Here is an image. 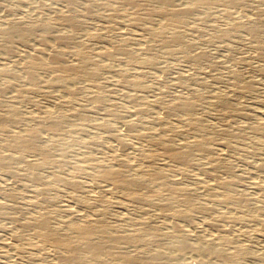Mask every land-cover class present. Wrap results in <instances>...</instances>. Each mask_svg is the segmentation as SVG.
Segmentation results:
<instances>
[{"label":"rangeland","instance_id":"374dc122","mask_svg":"<svg viewBox=\"0 0 264 264\" xmlns=\"http://www.w3.org/2000/svg\"><path fill=\"white\" fill-rule=\"evenodd\" d=\"M89 1L91 0H77L79 6ZM149 1L137 0L138 3L142 4L147 2L144 6L139 7V10L138 7L122 6L118 12V17L112 20L108 18L110 13L108 6L94 7L93 15L83 16L81 14L78 15L70 5L59 0H0V23H3V21L26 23L41 18H49L51 22L55 25L57 24L53 28V34L67 30L66 26L59 25L58 15L63 13L73 17L76 15V44L86 45L87 51L95 55L100 52L111 53L112 56L108 58L103 55L102 60H104L102 62L104 64H116L114 69L108 67L105 70L103 69L102 73L96 77V80L92 81L93 83H99L105 95H107L106 102L100 109L87 103L93 94L92 88H87L84 92L82 91L83 93L76 94L73 103H61L62 105L60 106L59 96L68 92L71 86L75 84L84 85L87 82L84 76L80 74L73 75L71 77L72 81L68 82L69 84L65 83L60 86H52L50 84L49 86L50 82L48 79L51 75L40 72L44 75L41 74V82L39 81L34 90H30L24 80L20 81L18 79L11 82V87L7 88L6 92L3 93L4 97L0 92V100H5V103L0 105V112L3 110L1 106L15 103L18 105V114L21 118L23 116V119H26L28 116L33 115L35 117L37 115L38 119L35 117L34 122L32 120L23 122L25 125L43 131L44 133L41 132L42 135L46 133L45 136L43 135L44 137L48 134L47 129L50 119H46L48 117L46 112H49L54 117L59 116L60 118L57 117L56 119L67 125L63 124V126L65 125V131L70 132L72 128V132L78 131L80 133L79 137H84L83 139L87 141H85V147H78L77 153L69 156V163L64 166L66 173L75 175V178L83 181L84 185L80 190V194H82L81 202L72 201L71 195L73 191L64 185L57 186L56 191L37 195L38 193L35 192L37 187L35 188V186L39 187L40 185H36L34 180H29L30 177L27 175H22L23 170L18 168L19 166L17 167L16 164L10 162L0 164V264H64L48 248L41 247L42 241L36 236L37 234H34L32 229L24 226L32 218L38 217V209L40 211L42 206L49 207L50 213L48 214L57 218L63 216L62 211L66 210L64 208H73L72 214L68 215L73 224L84 223L85 221L94 223V218L101 216L108 224L113 226L116 232L124 233L142 229L144 236L141 241L136 246L120 248L114 254L117 258L122 256L124 252L129 254L137 253V255L147 254L148 251L157 245H162L166 248L169 247L166 249V253L159 256L158 263L200 264V258H203L202 254L197 255V253H193L190 250L180 253L176 251L177 244L183 239V242H185L186 239L188 243L196 245L195 247L202 253L203 250L201 249L205 250L208 247H215L217 245L216 237L223 236L226 233L227 237L232 241L230 246L228 245L226 248L233 250L238 247L244 252L239 262L240 264H264V195L262 193L264 191V187H262L264 185V0H239V4L236 7H233L231 11L228 10V16L226 15L228 18H225L223 12H221L223 10L221 3L210 9L211 17L208 18L209 20L202 18L203 10L195 9L192 14L186 15L187 17L184 16L183 26H180L181 29L179 28L181 36L183 34V39L181 38L182 40L178 45L174 44L170 47L174 51L172 53H169V48L164 44L169 39L171 29H167L166 33H154L151 35L154 32L152 30L159 29L158 18L152 10L160 5H152L153 3H149ZM183 3L185 6L190 5L188 0H178L175 1L176 8L182 7ZM148 16H153L152 20H148V22L152 21V23L145 22L142 25L134 21L135 17L145 18ZM249 26L261 27L259 38L249 34ZM90 30H97L96 32L99 33V36L91 37L89 35ZM225 34L227 35L225 36ZM255 38L258 39L256 40ZM1 39L0 37V48L4 43L3 39ZM8 39L9 41H15L13 45L14 51L12 54L7 55L4 52L2 53L3 47L0 49L1 69L4 66L16 67L22 53L25 55V53L32 52L37 48L38 37H35V35L28 38L27 45L18 42L15 38ZM50 42L48 43V50H53V47H51L53 43ZM76 44H73L72 47L75 48ZM258 44L260 45L259 47ZM73 57V54L68 53L66 61H74ZM14 64L15 66H13ZM56 68H53L52 72L58 69ZM124 79H129L130 81L128 80L129 82H127ZM3 81L5 82L6 80L0 79V86L4 83ZM132 81L138 85L130 84ZM248 83L251 85L247 91L244 86ZM67 88L69 89L67 90ZM26 90L28 91L26 92ZM132 94L135 97L134 101H129L128 97L132 96ZM55 97L58 98L56 99ZM186 100L194 102L192 111L186 112V114L183 112L184 115L179 113L181 116L179 114L175 116L168 111L173 104ZM82 103L87 106L85 107L83 104V107ZM144 107L151 109L148 111L149 113L145 112L147 108ZM83 108H87L88 111L86 109L83 110ZM143 109L144 111L142 112ZM53 110L55 113L52 112ZM56 111L58 112L57 114ZM113 113L121 116V121L116 123L117 125L115 124L111 130L98 132L96 129L94 132V128L88 125L94 120H111ZM167 120L170 122H167ZM161 122L164 123L162 124ZM69 124L70 126L72 124L77 126L76 128L75 126L69 127ZM114 137H117V140ZM9 138L8 134L0 133L1 142L2 140H9ZM86 138L93 142L90 141L88 143L89 141ZM98 140L103 142L100 141L101 143H98ZM156 141L160 143H156ZM1 142L0 154L1 152L6 154L7 148ZM42 143L44 144L43 141ZM117 143L120 145L118 146ZM186 143L188 145L190 143V145L187 146ZM172 144L179 148L180 151L184 150L190 153L191 164L180 165L177 160L167 155L166 157L163 154L166 149L165 146L167 148L175 147L171 146ZM197 144H202L206 148L207 146L210 147L207 148V152L201 154L203 155L201 158H199L200 154L198 156L199 146ZM161 151L162 153H159ZM85 154H91L94 157L93 161L90 162L91 165H88L89 174L92 175H86L82 172H70L72 171L70 167L72 168L73 164L82 160ZM149 155L155 156V158ZM157 157L161 158L158 159ZM37 158L36 154H29L28 156L26 155L24 160L34 164ZM109 159H114V163L121 160L130 163L131 166L128 169V173L133 174V170H135L136 174L141 172L137 175L134 173V175L142 180L148 179L147 177L152 173L151 168L158 169L165 161L168 164L171 162L170 165L174 170L179 165L176 172H170L173 176L168 173L165 178L161 179V184L170 183L173 186L175 185L174 187L176 188L179 186L185 190L186 196L190 199L191 204L187 205V207L179 206L180 209L187 211L191 218V222L182 219L177 220L179 228L184 231L181 232L182 238L179 237L178 232L171 225V220L175 218L170 213L175 204L171 203L169 205L170 203H167L164 206L166 209L163 207L164 210L163 208L161 210L154 209L141 202H136L135 205L134 201H129L126 198L127 192L124 190L125 188L119 187L120 189L117 188L116 192L113 193L114 190L110 192L111 185L106 181L100 180L101 178L97 176L98 165L100 163V166L110 165L111 161ZM164 159L165 161L163 162ZM113 161L111 162L112 164ZM175 164L176 166H174ZM182 166L183 170H180ZM16 167L19 174L17 178H14L15 176H13L14 173L12 172L17 170ZM55 171L54 168L45 166L39 172L44 175L43 177H46L45 179L52 180L56 175ZM202 171L204 172L202 173ZM145 175L146 177H144ZM174 182L176 183L174 184ZM255 182L258 183L257 186ZM109 186L110 188H108ZM162 188H158V196L161 193H163L162 195L165 194ZM229 192L241 193L248 198L244 199L245 203L215 204L212 210L198 213L200 207L209 205L213 201L216 202L219 196H224L225 193ZM106 196L109 197V200ZM163 197L159 198L164 199ZM97 198H102L104 202H106V199L108 201L111 198H113L112 200L116 199L113 201L115 203L112 202L110 205L108 202L103 204L106 208L103 205L94 206L90 218L88 220H80L76 215L83 211V204L95 202V200L100 202ZM13 203L15 205H12ZM137 203L141 204L139 205L140 207ZM98 207L101 209L99 208L97 213L96 209ZM102 207L104 210H102ZM167 209H170V211ZM254 210L257 213L254 214ZM99 211H102L103 214ZM161 211H166V213ZM94 212L97 213V216ZM243 214L257 215L255 219H248V221L242 222L239 218ZM258 215L260 216L258 217ZM125 217L131 219L127 221L128 219H125ZM114 218L116 221H114ZM67 227L68 225L60 224L55 229L60 232H66ZM224 230H228V233ZM220 232L223 233L220 234ZM183 235H185L184 238ZM106 236L108 234L103 235V237ZM59 254H62V252ZM103 264H107V262L104 261Z\"/></svg>","mask_w":264,"mask_h":264},{"label":"bare ground","instance_id":"6f19581e","mask_svg":"<svg viewBox=\"0 0 264 264\" xmlns=\"http://www.w3.org/2000/svg\"><path fill=\"white\" fill-rule=\"evenodd\" d=\"M59 1L67 3L68 5H70V7H72L75 10L76 13H78V15L81 14L83 16L93 15L94 7L108 6V8L110 10L108 18L112 19V20H115L114 18L118 17L117 16L118 12L122 6L138 7V10H139V7H142V6H144L145 3H147V2H145L144 4L138 3L137 0H103L104 2L102 0H91L89 2L81 4L79 6L77 0H59ZM175 1H178V0H150L149 1V3H153L152 5H155V4L160 5L158 7H155L154 10H152L153 13L156 14V17L158 18L157 21L159 24V26H158L159 29H156L158 31L152 30L154 32H152L151 35H153L154 33L155 34L166 33L167 29H169V30L171 29L170 36L169 35H168L169 37L167 36L169 39L167 38L168 40L166 41V43H164L165 46L167 48H169V53L174 52L172 50V48L170 49V47L174 44L178 45L181 42V40L183 39L182 38L183 34L181 36L180 26H183L182 24L185 21L183 19L184 16H186L190 13L192 14V12L195 9H199L200 11L203 10V17L202 18H204L206 20V19L211 17L210 13H209L210 9L212 7H214L215 5L221 3L220 5L223 7L222 8L223 10H221V12H223L225 18H228V17H226V15L229 13V11H231V9L233 7H236L239 4V0H188V1H190V5L185 6V4L183 3L184 7L182 6L180 8H176ZM149 5H151V4H149ZM58 16H59L58 20L60 21V22L58 21L59 25L66 26L67 30L66 31H60V32L58 31L59 33H57V34L56 33L53 34V32H54L53 28L57 24L55 25L53 22H51V20L49 18H41V19H38L35 21L26 22V23H19V22L13 23V22H5V21H3V23H0V37L3 39V42H4L2 44L3 48L1 47L2 53L4 52L7 55L13 53V51H14L13 45L15 44V41H9L8 38H11V39L15 38V40L17 39L18 42H20L24 45H27L26 42H28L29 37H31V36L33 37L34 35H35V37L36 36L38 37L37 48L34 49L32 52L25 53V55L22 53L20 59H18L17 64L15 63L16 67H8V66L5 67L4 66L2 69L0 68V79L6 80L5 82L3 81L4 83L1 84L0 92L3 95V93L6 92L7 88L11 87L10 86L11 82L16 81L18 79L20 81L24 80L25 84L29 87V89L34 90L36 85H38L39 81L41 80L42 75H44L40 72H44L46 74L49 73V75H51V76H49L50 78L48 79V81L50 82L49 86H50V84L52 86H56V85L60 86V85H63L65 83L69 84L68 82L72 79L71 77L73 75H79L80 74V75L84 76V78L86 79L85 81H87L88 83L86 82L84 85H82V84L76 85L75 84V85L71 86V88L68 92H65L63 95L59 96L60 97V102H59L60 106L62 105L61 103H65V104L73 103V100H75L74 97L76 96V94L81 93L82 91L84 92V90L87 88H90V89L92 88L93 94L90 91L92 96H91L90 100L88 99L89 102H87V103H90L94 107L100 109L105 104V102H106L105 99H106L107 95H105V92L103 91V89L101 88L99 83H93L92 81L96 80V77H98L102 73L103 69L105 70L106 67L111 68V69L115 68L114 66H116V64H104L102 62L104 60V59L102 60L103 55L108 58V57H111L112 54L108 53V52H100L97 55H95V54H92L89 51H87V49L85 47L86 45L83 46L84 44L82 45L81 43H77L78 44L77 45L76 44V38H75V28L77 27V21L75 18L76 15L73 17L67 13H63V14H60ZM152 19H153V16L152 17L148 16L145 18L135 17L134 21L143 25L145 22L147 23L148 20H152ZM204 19H203V21H204ZM236 19H238V18H236ZM199 21H202V20H199ZM239 21H241V20L239 19ZM234 22H236V21H234ZM148 23H152V21H149ZM238 23H240V22H238ZM146 25H149V24H146ZM240 25H242V24H240ZM243 25H244V23H243ZM263 27H264V25H263ZM147 28H149V27H147ZM260 28L254 27V26L250 27L248 29L249 34L254 36V37H258L261 33ZM96 31L90 30L89 35L91 37H98L99 33H97ZM224 32H226V31L224 30ZM221 33H223V32H221ZM226 35L227 34H225V36ZM221 38H223V37H221ZM164 40H165V38H164ZM49 41H51L53 43V46H51V47H53V50H48ZM259 41H258V43H259ZM73 44H76L75 48L72 47ZM259 44H258V47L260 46ZM123 45H125V44H123ZM165 46H163V47H165ZM68 53L73 54V56H74L73 60L74 61H71V62L66 61ZM15 64L13 66H15ZM55 67H57L58 69L56 68L57 70L55 72H52V70H54L53 68H55ZM119 75H121V74H119ZM128 80H125V81L129 82L130 80L129 81ZM70 84H72V83H70ZM130 84L136 85V83L133 81H132V83L130 82ZM250 85H251L250 83L246 84L244 86V89L248 91L250 88ZM142 87H143V84H142ZM141 88H139V89H141ZM68 89L69 88H67V90ZM90 89H88V90H90ZM149 89H150V87H149ZM104 90H106V89H104ZM27 91L28 90H26V92ZM132 96H133V94H132ZM132 96L128 97L129 101H132V100L134 101L135 97L134 96L132 97ZM3 97H4V95H3ZM260 99H262V98H260ZM154 100H156V99H154ZM4 101L0 100V105L1 104L3 105L5 103ZM56 101H59V100H56ZM131 103H133V102H131ZM83 104L84 103H82V106H83ZM84 106H85V104H84ZM1 107L3 108V110H2V112H0V133L1 132L6 133L10 136V138L7 141H4V140H2V142L0 141L2 143V145L7 148L6 154H4V152L3 153L1 152V154H3V155L0 154V164L3 162H10L12 164H16L17 167L19 166L18 168H21L23 170L22 175H27L28 177H30L29 180L30 179L34 180L36 182V185H40L39 187L35 186V188L37 187L35 190V192L38 193L37 195H41V194L43 195L47 192L56 191L57 186L64 185V186H68V188L72 189V191H73V193L71 195L72 201H74V202L80 201L81 202L82 194H80V192H81L80 190L84 185L83 181L75 178V175H71V174L69 175L68 173H66L64 170V166H65V164L69 163V156L72 154L75 155L77 153L78 147H81V146L85 147L84 145L87 141L85 139H83L84 137L83 138L79 137L80 133L78 131L72 132V128H71L70 132L65 131L64 126L66 124L63 123V124H65L63 126V124L58 119H56L59 116L54 117L49 112H46L48 115V117L46 119L47 120L50 119V122L47 121L49 123V125L47 124L48 125V129H47L48 134L46 137H44L46 135V133H45V135L43 134L44 135L43 136L41 133L43 131H40L39 129H37L35 127L25 125V123L23 122V121H31V120H32V122H34L33 120H35L34 118L37 115L35 117L33 115L28 116L26 119H23V116L21 118L20 115L18 114L19 108H18L17 104L10 103V104H5L4 106H1ZM144 108H147V109H145V112H148L149 110H151L148 107H144ZM192 108L194 109V102H191V100H190V102L186 100L183 102L181 101V103H178V104H173L169 108L168 111L170 113H173L175 116H177L179 113L181 114V113L185 112V114H186V112L192 111L193 110ZM84 109L87 110V108H83V110ZM57 111H56V114L58 113ZM143 111H144V109L142 110V112ZM52 112L55 113L54 110ZM145 115H147V113H145ZM183 115H184V113H183ZM77 118H78V116H77ZM80 118H81V116H80ZM80 118H78V119H80ZM111 118H112L111 120H108V119L107 120L101 119L100 121L94 120V121H91V123L88 125H90V127L92 126L94 128L93 131L96 129L98 130V132H101V130H106V131L111 130L116 123H119V121H121V116L113 113ZM36 119H38V118L36 117ZM175 119H176V117H175ZM83 120H85V119L83 118ZM90 120H92V119H90ZM159 122H157V123H159ZM167 122H170V121L167 120ZM165 123H166V121H165ZM27 124H28V122H27ZM74 126H73V124H72V126H70V124H69V127H74ZM76 126H75V128H76ZM164 127H167V126H164ZM86 128H88V127H86ZM74 131H76V130H74ZM113 132H114V130H113ZM76 133H78V134H76ZM109 133H111V132H109ZM84 134H85V131H84ZM114 138H116V140H117V137H114ZM161 140H163V139H161ZM42 141L44 142V144L42 143ZM88 141H89L88 143H90V141L93 142L92 140H88ZM100 141L101 140H98V143L103 142V141H101V142ZM111 141H113V140H111ZM95 142L97 143L96 140H95ZM158 142L156 141V143H158ZM160 142H161V144H163L162 141H160ZM113 143H115V142H113ZM179 143H181V142H179ZM179 143H178V145H179ZM203 143H205V142H203ZM202 144H199V145L197 144L199 146L198 156H199V154L200 155L202 153L204 154L205 152L208 151L207 148H210L208 146L206 148L204 145L202 146ZM119 145L120 144H118V146ZM189 145H190V143H189ZM189 145L187 144V146H189ZM193 145L195 146V144H193ZM171 146H175V145L172 144ZM165 148L166 149L164 150L163 154H165V156L167 155L168 157H171V158L177 160L180 165H187L191 162L190 153H188L184 150L180 151L179 148H177L176 146L175 147H169V148H167L165 146ZM190 148H191V146H190ZM151 150H153V149H151ZM137 152H139V151H137ZM159 153H162V151ZM29 154H31V155L36 154L37 155L38 158H37V161L34 162V164H31L29 161L24 160L26 155L28 156ZM202 156L203 155L199 156V158H201ZM152 157L155 158V156H152ZM160 158H158V159H160ZM92 159H94V157H92L91 154H85L83 156L82 160L73 164L74 166L72 165V168L70 167V170L72 169V171H70V172H73V173L82 172L86 175H92V174H89V169H88V167H89L88 165H91L90 162L93 161ZM165 159H167V158H165ZM165 159L163 160V162L165 161ZM113 160L109 159V161H111V162ZM194 160H195V158H194ZM194 160H192V161L194 162ZM111 162H110V165L108 164L105 166H100L101 163L99 165L97 164L99 167H98V173L96 172L97 176L101 178L100 180L106 181L111 185L110 192L112 190H114L113 193L116 192V189L119 187L125 188L124 190H126V192H127L126 198L129 201H132V202L134 201L135 205H136V202H141V203H144L146 206L154 208V209H160L161 210L164 206L167 205V203L168 204L170 203L169 205H171V203H173V205L175 204L173 207V210L171 212L172 214L170 213V215H172L173 218H175V219L171 220V223H172L171 225H172L173 229L178 232L179 237L182 238L181 232H184V231H182L181 228H179L180 226H178L177 220L182 219V220H187V221L191 222V218H190L189 214L187 213V211H184V209H180L179 206L187 207V205L191 204L190 199L188 196H186L185 190L181 189L179 186H178V188H176V187H174L175 185L173 186L172 184L169 183V181H167L169 184H163V183L161 184V179L165 178L166 175H168V173H170L171 171H173V173H174V171L176 172V169L179 165L174 170L172 168V166L170 165L171 162L168 164L167 161H165L164 164L160 165L158 169L151 168L150 170L152 171V173L147 177L148 179L146 178L147 180H145V179L142 180V179H140L134 175L135 170H133L134 171L133 174L128 173V169L131 166L130 163L125 162L124 160H121L118 162L116 161L115 163L113 161V164ZM45 166H48L50 168H54V170H56L55 171L56 172L55 177L54 178L51 177V178H53L52 180L51 179L47 180V179H45L46 177H43L44 175L40 174V172H39L40 169L45 167ZM174 166H176V164ZM18 168H17V170L12 172V173H14V175H13V176H15L14 178L18 177L17 176L19 174ZM181 169L183 170V166H182V168H180V170ZM143 170H144V168H143ZM137 171H138V169H137ZM204 171H202V173ZM9 172H11V171H9ZM206 172H208V171H206ZM138 173H141V172H138ZM213 173H214V171H213ZM199 174H200V172H199ZM140 176H142V175H140ZM144 177H146V175ZM90 178H92V177H90ZM164 182L166 183V181H164ZM212 182H214V181H212ZM256 182H255V184L257 186L258 183H256ZM95 183L97 184V182H95ZM175 183L176 182H174V184ZM99 186L101 187V185H99ZM209 186H210V183H209ZM161 187H163L162 189H164L163 191L166 195L165 194L162 195L163 193H161L158 196L157 195L158 188L161 189ZM213 187H212V189H214ZM222 187L224 188V186H222ZM262 187H264V185ZM108 188H110V186ZM108 188H106V189H108ZM204 188H205V186H204ZM217 188H218V186H217ZM218 189H220V188H218ZM58 190H60V189H58ZM100 191H102V190H100ZM223 191H225V190H223ZM228 191H229V189H228ZM108 192H109V190H108ZM179 193H180V195H179ZM213 193H215V192H213ZM262 193L264 195V191ZM209 194H211V193H209ZM220 194H222V193H220ZM111 196H112V194H111ZM161 196H164L163 197L164 199H162V198L160 199L159 197H161ZM260 196H262V195H260ZM214 197H216V196H214ZM245 198H248V197L242 195L241 193H239V194L238 193H231V192L225 193L224 196H221V197L219 196L218 199H216L217 200L216 202L213 201L209 205L208 204L204 205L203 207L199 208V211L198 210L197 211H198V213L199 212L201 213V211L203 212L206 210H212L214 208L215 204L245 203V201H244ZM107 199L109 200V197H107ZM107 199H106V202H104L102 200V198H100V199H98V200H100V202H96V200H95V202L85 203L86 205L83 204L84 205L83 211H81L80 214L78 213V215H76L78 212L77 211V212H75L76 213L75 215L78 218H80V220H88L91 216V212L93 213L92 210H93L94 206H96V205L101 206L105 203L107 204V202L110 205V203H112L116 198H114V200H112L113 198H111L110 201H108ZM164 200H165V202H163ZM119 201H121V200H119ZM113 203H115V202H113ZM12 205H15V203H13ZM139 205H141V204L139 203L138 206ZM69 206H67V207H69ZM103 207H104V205H103ZM103 207H102V210H104V208H106V206L104 208ZM41 208L42 209L40 211L38 209V213H37V214H39L38 217L32 218L27 223L24 222V223H26V225L24 224V226L26 228L32 229L34 231V234L35 233L37 234L36 236H38L42 241L41 247L48 248V250H50L52 253H54L59 258V260L62 261V263H64V264H103L104 261L107 262V264H160L157 261L159 256H161L163 253H166L165 251L169 247L168 246L166 248L165 246L157 245L155 248L148 251L147 254L137 255V253L129 254V253L124 252L123 254L121 253L122 256L117 258V257H115L114 254H115V252H118V250L120 248L125 247V246H132V245L136 246V244L139 241H141V238L144 236L142 229H139L137 231H128V232H124V233L123 232H116L114 230L113 226L111 224H108V222L104 218H102L101 216L96 218V219L94 218V223H89V222L85 221L84 223L73 224V223H71L72 221H70V217L68 216V215H71L72 212L74 211L73 208L72 209L64 208L66 210L62 211L63 216L61 218H57V217L51 216V214H48V213H50L49 207L42 206ZM99 208L100 207H98L96 209V211ZM164 208H163V210H164ZM167 208H169V207H167ZM167 210L170 211V209H167ZM99 212L102 213V211H99ZM164 212L166 213V211H164ZM164 212H162V213H164ZM97 213H98V211H97ZM97 213H95V215ZM255 213H257V211H255L254 214ZM162 215H164V214H162ZM255 216L243 214L242 216H240L239 219L242 222L243 221L245 222L246 220L248 221V219H255ZM259 216L260 215H258V217ZM147 218H149V217H147ZM125 219H128L127 221H129L131 218L125 217ZM114 221H116V219ZM238 222H239V220H238ZM60 224L68 225L66 232H60V231L55 229V227L60 225ZM227 225H229V224H227ZM223 229H226V228H223ZM24 230H26V229L24 228ZM224 231L225 232L227 231V233H228V230H224ZM179 232H180V234H179ZM222 233L220 232V234H222ZM104 234H108V236L103 237ZM220 234H218V235H220ZM184 236L185 235H183V238H184ZM179 240H181V239H179ZM183 241H184V239L179 244H177L176 251H178L180 253H184L185 251L190 250V251H193V253L194 252L197 253V255L202 254L203 258H200L201 259L200 264H240L239 262L241 260V257L244 255L243 250L239 249L238 247L236 249L234 248L233 250H229L226 248L228 245L230 246V243L232 242L227 237L226 233L223 236L216 237V241H217L216 244L217 245H215V247H208L205 250L201 249V250H203L202 253H200L199 250L195 247L196 245L194 246L193 244L188 243V241H186V239H185V242H183ZM213 244H215V243H213ZM61 252H62V254H59Z\"/></svg>","mask_w":264,"mask_h":264}]
</instances>
